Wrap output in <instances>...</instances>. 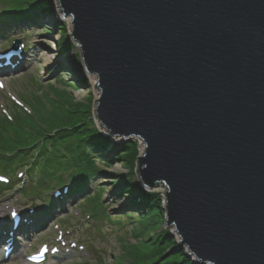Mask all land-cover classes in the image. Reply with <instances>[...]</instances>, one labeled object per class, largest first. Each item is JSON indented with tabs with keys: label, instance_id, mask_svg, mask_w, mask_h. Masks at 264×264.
Instances as JSON below:
<instances>
[{
	"label": "water",
	"instance_id": "1",
	"mask_svg": "<svg viewBox=\"0 0 264 264\" xmlns=\"http://www.w3.org/2000/svg\"><path fill=\"white\" fill-rule=\"evenodd\" d=\"M58 2L98 79L94 117L143 143L136 174L167 189L178 246L264 264V0Z\"/></svg>",
	"mask_w": 264,
	"mask_h": 264
},
{
	"label": "trees",
	"instance_id": "2",
	"mask_svg": "<svg viewBox=\"0 0 264 264\" xmlns=\"http://www.w3.org/2000/svg\"><path fill=\"white\" fill-rule=\"evenodd\" d=\"M0 7V39L12 31L42 27V16L53 10L51 0H0ZM60 26L65 29L63 23ZM67 49L63 48L62 53ZM65 85L67 90L59 92L50 87L51 93L23 98V108L14 105L7 114L0 115V172L16 180L0 185V199L13 192L34 199L67 187L69 194L63 200L65 204L84 197L83 208L91 213V219L110 221L102 202L104 190L101 187L92 190L91 184L94 178L101 179L106 174L101 167L111 168L116 159L123 167L133 170L138 157L137 143L113 144L106 157L103 156L101 152L107 148L109 140L93 123L92 98L77 102L68 93V89L75 90L77 84L65 82ZM20 174L27 180L22 182L18 178ZM112 177L117 194L124 193L131 198L122 218L134 227L133 234L138 241L135 245H124L122 259L114 264H124V261L128 264H194L183 250L176 249L169 231L160 230L166 221L159 197L140 191L137 184L128 179H116V174ZM46 200L48 205L45 212H40L39 224L44 223V216L57 204L51 196Z\"/></svg>",
	"mask_w": 264,
	"mask_h": 264
},
{
	"label": "rangeland",
	"instance_id": "3",
	"mask_svg": "<svg viewBox=\"0 0 264 264\" xmlns=\"http://www.w3.org/2000/svg\"><path fill=\"white\" fill-rule=\"evenodd\" d=\"M51 1L53 10L44 13L42 16V27L30 28L24 32L12 31L7 33L3 39H0L2 50L10 48L9 46H11L13 40L20 41L22 45H25V60L21 67L13 71L10 68L4 72L0 71V82L3 85V87H0V115L7 114L8 109L14 105L23 108L25 105L22 101L23 98H29L33 95L40 97L42 92L45 94L47 91L51 93L50 87L59 92L67 90L65 82L67 84L75 82L77 88L75 90L68 89V93L77 102H83L91 97L93 101L91 107L92 110H95L94 101L100 97L99 89L94 88V85L98 83V79L95 75L88 74L82 62L81 52L71 39V19L63 18L58 0ZM46 15H50L51 19H45ZM68 19L70 20L68 21ZM62 23L65 25L64 30L60 26ZM63 31L66 33L64 34ZM66 47L68 49L65 53H62V49ZM92 118L96 130L109 140L107 148L101 152L103 156L106 157V153L110 151L113 144L120 145L127 142H136L138 157L142 156L144 151L142 142L137 139L120 140L111 138L109 134L106 135V132L100 129L93 112ZM137 160L134 169L130 171L123 167L121 161L116 159L111 168L101 167L106 172L101 179L100 177L93 179L92 190L98 187L104 190L102 202L111 217L110 221L90 219L89 214L91 213H86L83 208L84 197L69 201L63 207H57V209L56 206H53V209L49 210L44 216V223H46H43L41 229L29 232L26 236L27 239L17 237L16 240L20 238L21 242L18 243V254L25 256V253L35 252L41 244H48L50 247H63L64 244L59 243V239L62 237L67 242V246L61 248L58 258H50L47 264H96L98 261H102L104 264H114L117 260L120 261L124 245H135L138 241L133 234L134 227L129 221L122 218L124 212L129 208L131 198L124 193L117 194L112 175L116 174L118 176L116 179L124 180L123 178H125L131 183L137 184L142 192L155 193L161 201V208L165 211V193L163 191L167 189L162 185L153 190L144 187L135 171ZM14 178L12 177L10 180L16 181ZM21 180L23 182L27 179L22 177ZM50 196L51 193L49 192L31 199V197L13 192L0 199V225L5 228L11 224L10 230L12 229L9 214L13 211L24 213L23 223L25 219L27 220V218L38 214L39 211L45 212L46 205H48L46 198H50ZM117 218L121 221L115 222L118 221ZM164 220L166 221V214ZM160 230L169 231L170 236L175 240L176 249L183 250L184 255L194 263V258L187 253L186 249L178 246L179 238L173 227L170 228L164 225ZM22 236L24 237V235ZM1 245L0 258H2L5 251L3 247L6 246ZM24 260L15 259L10 264H21ZM124 264H128V262L124 261Z\"/></svg>",
	"mask_w": 264,
	"mask_h": 264
},
{
	"label": "bare ground",
	"instance_id": "4",
	"mask_svg": "<svg viewBox=\"0 0 264 264\" xmlns=\"http://www.w3.org/2000/svg\"><path fill=\"white\" fill-rule=\"evenodd\" d=\"M50 17H51L50 15H46V16H45V19H47V20L49 19V20H50V19H51ZM69 20H70V19H68V21H69ZM60 66H62V65H60ZM141 146H142V145H141ZM20 260H22V259L20 258ZM22 264H29V263H26L25 261H23Z\"/></svg>",
	"mask_w": 264,
	"mask_h": 264
}]
</instances>
